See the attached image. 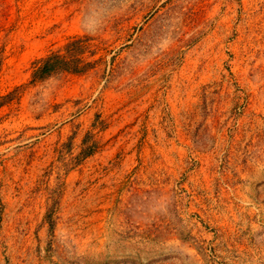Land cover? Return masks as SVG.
Instances as JSON below:
<instances>
[{
	"label": "rangeland",
	"instance_id": "374dc122",
	"mask_svg": "<svg viewBox=\"0 0 264 264\" xmlns=\"http://www.w3.org/2000/svg\"><path fill=\"white\" fill-rule=\"evenodd\" d=\"M0 264H264V0H0Z\"/></svg>",
	"mask_w": 264,
	"mask_h": 264
},
{
	"label": "trees",
	"instance_id": "16d2710c",
	"mask_svg": "<svg viewBox=\"0 0 264 264\" xmlns=\"http://www.w3.org/2000/svg\"><path fill=\"white\" fill-rule=\"evenodd\" d=\"M84 39H75L66 45V53H52L51 55L43 58L37 68L33 73L32 80H41L47 78V76L52 75L54 72L60 69H71L73 71H81L87 67L88 63L81 61V59L76 58V55L87 49ZM75 62L77 63L76 68H72L70 65ZM79 63V64H78ZM81 65V66H79Z\"/></svg>",
	"mask_w": 264,
	"mask_h": 264
}]
</instances>
